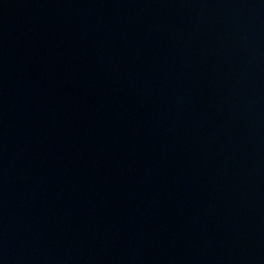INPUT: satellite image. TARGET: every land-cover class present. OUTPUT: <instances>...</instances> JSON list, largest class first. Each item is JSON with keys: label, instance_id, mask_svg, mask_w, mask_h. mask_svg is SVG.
<instances>
[{"label": "water", "instance_id": "95a60500", "mask_svg": "<svg viewBox=\"0 0 264 264\" xmlns=\"http://www.w3.org/2000/svg\"><path fill=\"white\" fill-rule=\"evenodd\" d=\"M0 264H264V0H0Z\"/></svg>", "mask_w": 264, "mask_h": 264}]
</instances>
